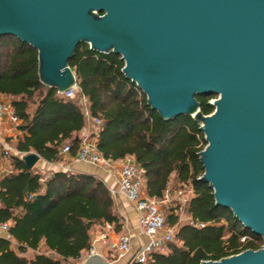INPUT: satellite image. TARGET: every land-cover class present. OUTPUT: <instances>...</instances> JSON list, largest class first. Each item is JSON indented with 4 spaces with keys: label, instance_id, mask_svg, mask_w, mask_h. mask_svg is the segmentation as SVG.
<instances>
[{
    "label": "trees",
    "instance_id": "16d2710c",
    "mask_svg": "<svg viewBox=\"0 0 264 264\" xmlns=\"http://www.w3.org/2000/svg\"><path fill=\"white\" fill-rule=\"evenodd\" d=\"M69 65L89 98L91 114L103 120L99 152L114 161L134 156L146 170V192L151 197L162 198L172 177L180 187L191 186L193 194L185 211L207 223L203 228L181 224L175 235L179 243L170 242L166 251H153L147 264H201L263 245V238L230 209L216 205L213 189L201 179L205 169L200 152L207 141L198 121L191 115L163 119L148 105L146 94L125 76L121 55L97 52L82 42ZM1 96L10 98L22 120L19 128L25 134L17 148L24 156L36 152L40 159L59 162L65 144H71V154L76 156L86 126L80 96L66 97L43 84L38 51L12 35L0 37ZM212 97L198 96L204 114L215 109L209 102ZM24 156L12 155L13 169L0 180V224L7 223L12 236H0V264L78 261L84 252H91V232L98 225L112 223L122 232L124 219L101 178L72 171H56L45 178L37 164L28 167ZM175 209L167 216L170 225L179 222ZM245 235L253 240L243 242ZM42 244L57 257L38 253ZM28 251L36 253L28 257Z\"/></svg>",
    "mask_w": 264,
    "mask_h": 264
},
{
    "label": "water",
    "instance_id": "95a60500",
    "mask_svg": "<svg viewBox=\"0 0 264 264\" xmlns=\"http://www.w3.org/2000/svg\"><path fill=\"white\" fill-rule=\"evenodd\" d=\"M6 35L38 51L40 80L58 92L77 84L69 61L80 43L121 55L163 119L200 123L201 179L264 241V0H0ZM198 96H218L211 114ZM83 264L114 263L94 252ZM201 264H264V243Z\"/></svg>",
    "mask_w": 264,
    "mask_h": 264
},
{
    "label": "built area",
    "instance_id": "2783aa9c",
    "mask_svg": "<svg viewBox=\"0 0 264 264\" xmlns=\"http://www.w3.org/2000/svg\"><path fill=\"white\" fill-rule=\"evenodd\" d=\"M59 93L66 97L80 96L86 123H88V127L85 128V134L80 138V146L76 156L71 154V144H65L61 148L59 155L61 157L72 155L76 161L86 162L102 168L119 180L121 191L131 202L136 211L139 233L149 238V241L140 246L134 253L130 260V264H147L150 254L153 251L160 247L165 249L170 242H175V235L182 218H179V222L175 225L168 224L163 205L172 203V197L175 195V199L180 201L182 206L187 203L188 199L183 198L187 192V185L179 189H172L168 185L162 198L149 196L146 192V170L136 161L134 156L128 155L122 160L114 161L107 159L99 152L98 135L102 128L103 120L101 117L91 114L89 98L82 92L78 83L71 89ZM214 100L215 99H210L209 102L213 103ZM3 114H8L13 122L17 123L21 121L9 102L0 101V115ZM5 153L6 155L9 154V150H6ZM32 196L31 194L29 198H32ZM175 213L178 214V208L175 209ZM127 220L128 219L125 218V221ZM184 223H188L197 228H203L207 225V223L189 214L186 215ZM8 229L9 225L7 223L0 224V236L11 239L12 236ZM133 237L134 235L130 230L119 233L112 223H105L102 225L98 235L94 234L92 236L93 246L90 253L98 252L97 246L99 244L109 242L107 246L108 250L118 251V258L123 257L131 252ZM250 240H253V238L249 235L242 237L243 242Z\"/></svg>",
    "mask_w": 264,
    "mask_h": 264
},
{
    "label": "crops",
    "instance_id": "0c3cea01",
    "mask_svg": "<svg viewBox=\"0 0 264 264\" xmlns=\"http://www.w3.org/2000/svg\"><path fill=\"white\" fill-rule=\"evenodd\" d=\"M21 122L22 120L17 123L13 122L8 114L0 115V180L13 169L10 157L14 155L22 158L25 155V153L20 152L17 148L19 139L25 134L24 131L19 128ZM84 134L85 128L80 133L79 137L81 138ZM6 150H9V154L7 155L5 153ZM36 167L41 173H43L45 178H48L56 171L86 172L96 175L106 183L115 199L117 210L124 219L122 232L130 230L134 235L131 252L127 253L123 258L119 257L113 261L114 264H128V261L132 258L139 247L149 241L148 236L139 233L136 211L131 202L121 191L119 180L115 176L109 174L106 170L86 162L76 161L72 155L62 157V161L59 162H50L41 158ZM125 218L128 220L125 221ZM99 226L100 228L98 230L100 232L102 225ZM97 249L98 253L105 256L102 245L99 244Z\"/></svg>",
    "mask_w": 264,
    "mask_h": 264
},
{
    "label": "rangeland",
    "instance_id": "374dc122",
    "mask_svg": "<svg viewBox=\"0 0 264 264\" xmlns=\"http://www.w3.org/2000/svg\"><path fill=\"white\" fill-rule=\"evenodd\" d=\"M217 98H218V96H213L212 97V99H217ZM3 100L6 101V102H10V98H8L6 96H1L0 97V101H3ZM86 127H88V123H86L85 128ZM169 187L172 188V189H179V188H181V187L183 188L185 186H184V184L181 187H180V185L178 186L176 184L175 178L172 177L171 178V181L169 183ZM192 194H193V192H192L191 186L187 185V192L185 193V196L183 198L184 199L187 198L189 200L192 197ZM175 198H176V195L172 197V199H173V202L172 203L165 204V205H163V207H164V211H165V213H166L167 216L171 214L173 208H178L179 218H182L181 221L179 222V226H180L181 224H184V219L186 218V215H187V213L185 211V207H186V204L187 203H185L182 206V204L180 203V201L176 200ZM99 228H100V226L98 225V227H95L92 230V232H91L92 236L94 234L98 235V233H99V230L98 229ZM92 236H91V238H92ZM175 243H179V241L177 239H175ZM108 244H109V242H104V243L100 244V245L103 246V249H104L103 250V253H104L105 256H103V257L105 259L113 262V261H115L116 257L119 256V253H118V251H109L108 248H107ZM157 250L166 251L164 248H161V247L158 248ZM37 252L38 253H45V254H48V255H50L52 257H55V258L57 257V255L55 254V252H52V251L48 250L47 247L44 244H42V246L40 247V249ZM35 253L36 252H34V251H28L25 255H27L28 257H32ZM89 254L90 253L84 252L82 254V257H81L80 260L76 261V260H73V259H69V260H66L64 262V264H83L84 261H85V259L89 256Z\"/></svg>",
    "mask_w": 264,
    "mask_h": 264
}]
</instances>
